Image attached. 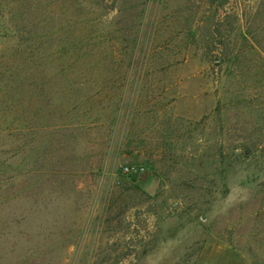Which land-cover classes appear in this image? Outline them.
<instances>
[{
  "label": "rangeland",
  "instance_id": "374dc122",
  "mask_svg": "<svg viewBox=\"0 0 264 264\" xmlns=\"http://www.w3.org/2000/svg\"><path fill=\"white\" fill-rule=\"evenodd\" d=\"M13 63L0 264H264V0H0Z\"/></svg>",
  "mask_w": 264,
  "mask_h": 264
},
{
  "label": "trees",
  "instance_id": "16d2710c",
  "mask_svg": "<svg viewBox=\"0 0 264 264\" xmlns=\"http://www.w3.org/2000/svg\"><path fill=\"white\" fill-rule=\"evenodd\" d=\"M15 68H14V63L13 66L10 68L6 69L4 73H0V81H11L15 78Z\"/></svg>",
  "mask_w": 264,
  "mask_h": 264
},
{
  "label": "built area",
  "instance_id": "2783aa9c",
  "mask_svg": "<svg viewBox=\"0 0 264 264\" xmlns=\"http://www.w3.org/2000/svg\"><path fill=\"white\" fill-rule=\"evenodd\" d=\"M130 170H131L130 168H126L125 169L126 172H130Z\"/></svg>",
  "mask_w": 264,
  "mask_h": 264
}]
</instances>
